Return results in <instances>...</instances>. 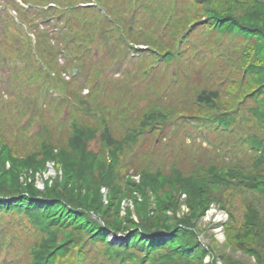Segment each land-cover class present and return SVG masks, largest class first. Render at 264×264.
<instances>
[{"label": "trees", "instance_id": "16d2710c", "mask_svg": "<svg viewBox=\"0 0 264 264\" xmlns=\"http://www.w3.org/2000/svg\"><path fill=\"white\" fill-rule=\"evenodd\" d=\"M21 1L29 7L13 0L10 7L17 10L27 33L9 15L11 23L0 29L7 33L11 26L12 41L25 43L16 52L35 49L29 45L31 35L44 52H33L31 59L13 53L25 67L19 69L15 56L12 76L22 71L31 78L47 76V86L62 92L54 108H67L64 122L56 125L68 130L62 131L60 144L42 140L39 150L16 154L9 143L13 140L0 125V215L13 214L14 223L32 227L41 236L28 248L26 263L54 264L56 257L74 256L77 245L99 243L119 264H214L218 259L222 264H242L232 261L226 250L264 264V0H95L104 15L97 7L82 6L91 0ZM130 13L131 28L126 17ZM51 22L58 32L51 30ZM198 26L202 37L190 42L186 35ZM109 39L114 45H144L156 65L143 57L136 68L120 58L119 64L125 63L121 70L117 67L110 74L100 68L93 71L96 78L93 65L87 63L95 56L91 46L109 47ZM49 43L53 47L47 52ZM60 44L70 49L61 56L62 66L56 48ZM129 63L132 70L126 67ZM161 63L175 70L174 81L158 68ZM71 69L77 75L65 79L62 74ZM80 72L90 76L88 84L86 79L79 82ZM193 77L196 85H184L176 93L170 90ZM84 86L88 93L81 95ZM112 89L117 91L116 101L132 114L130 126L124 123L126 116L113 111L112 117H103L88 105L105 100ZM45 95L35 97L44 107ZM188 97H193L192 103ZM113 119L122 123L123 140L114 136ZM169 125L176 131L160 133L159 141L166 142L164 153L153 149L147 167L121 175L124 148L135 145L142 134H156ZM93 140L97 149L89 148ZM171 146H177L173 158L170 151L165 153ZM190 149V155H182ZM153 158L161 161L155 166ZM180 158L186 169L179 167ZM48 164L57 175L42 180L40 188L35 175L42 178ZM19 176L26 178L20 181ZM215 204L228 214L219 249L198 241L200 221ZM182 205L187 211H181ZM111 234L121 237L114 240ZM207 254L210 262H204ZM70 259L66 264H74Z\"/></svg>", "mask_w": 264, "mask_h": 264}, {"label": "rangeland", "instance_id": "374dc122", "mask_svg": "<svg viewBox=\"0 0 264 264\" xmlns=\"http://www.w3.org/2000/svg\"><path fill=\"white\" fill-rule=\"evenodd\" d=\"M10 1L11 0H0V4L1 6L7 8V6L8 5L10 6L11 4ZM91 1H94V0H91ZM111 1L114 4V1L113 0ZM115 8L116 7H112L111 9H115ZM5 11L0 10V28L2 27L1 22H4L5 25L11 23L8 19L9 12H5ZM12 13L14 14L13 11ZM92 13L93 11H90L89 14H92ZM126 17L128 21V26L129 28H131L132 27L131 23L134 20L133 13L126 15ZM59 25H62V24H59ZM7 27L5 28V32L7 30ZM46 28L49 29V26H47ZM8 31L9 32L4 33L0 29V44H3V45H0V125L3 124L5 126V130L7 134L9 135L10 139L13 140V141H10L9 143H11V145L13 146L12 149L13 151L15 150L14 153L16 154H18V152H20L21 150L23 152L29 151V150H39L42 140L46 142L53 140V141H56L55 142L56 144H58V142L60 144L63 141L62 131H65L66 133L68 131V130H65L64 127H57L59 125L58 124L56 125V123L61 120L64 122V116L66 115L65 112L67 111V108H64V109L54 108V106L57 105L58 102L60 101L59 99H61L60 95L62 94V92L58 88H56L55 93L48 94L46 91L47 81H48L47 76L37 75V77L33 76L31 78L30 76L31 73L24 72V71L20 73L16 72L17 75L12 76L13 74L12 71H15V70L12 69L13 66H10L11 62L15 60L14 58L16 56L13 53H16V54L25 53L26 56H28L29 59H31L33 52H35L36 54L38 53L41 54V52L42 53L44 52V49L37 48V44L35 43V38L33 37V35H31L29 45L31 47L35 46V49L29 50L25 47V51H23L22 49L21 52H16L18 51V49H20L21 44H25V43L22 42L21 44L20 43L18 44L16 42H13L11 26H9ZM200 31L202 30L200 26H198L190 34L186 35V38L190 40V42L194 40L196 41L202 37V35H200ZM111 40L112 39H109L105 43L109 47H106L105 45L101 44L100 48L97 50L96 44L91 46L93 49L91 50L93 51L95 56L87 63L93 65L92 73L94 70H97V69L99 70L100 68L101 70L104 69L105 71H107L106 73H110V71L116 72L113 70L117 67L121 70V68L125 66V63L122 64L123 66L119 64L118 60H120V58H122L123 61L125 60L128 62H133L137 64L136 68L137 66H142V63L144 61L143 57L146 58L147 60H150L151 63L154 60L153 57H148L146 56L145 53H142L141 59H139L141 60L140 62L138 58H134L133 56L128 57L130 56L129 55L130 51L131 50L135 51V50L134 49L129 50L128 49L129 46H121L119 44L114 45L113 40L112 41ZM49 44H48V49H46L47 52H50L53 47V43H49ZM62 47H64V45L62 44L61 46L60 44L56 48L58 49ZM66 48L70 52L69 47L66 46ZM66 48H64L65 52H66ZM57 55L59 59L58 64H60L61 66L64 65V60L62 59V57L59 54ZM16 57L19 58L20 63H21L19 69L24 68L25 65H24V62H22V58H20L19 56H16ZM153 62L155 63V61ZM102 65L104 66L102 67ZM38 67H41V66L38 65ZM126 67L132 70L133 65L132 63H129ZM126 67L124 69H126ZM158 68H161L162 70H164V72L165 71L168 72L170 74L169 79L171 81H174L173 79L176 78L175 76L176 74H174L175 70H173L172 67L167 66L165 64L163 65L161 63V65H159ZM80 74L81 75L77 76V78H79V82H82L83 80L86 79L85 83H87L88 80L90 79V76L89 75L87 76L85 72H80ZM110 74H106V75L110 76ZM67 76H70V75H67ZM93 76H95L94 73H93ZM95 77L99 78L97 76ZM114 77L117 78V75H114ZM114 77H113V80L115 79ZM6 79H8L9 82L5 83L4 81ZM58 81L60 83L59 78H58ZM196 82H197L196 78L193 77L191 82L181 81L180 83L176 84V86H173L170 90L176 93L177 91H182L184 88V85L185 86L187 84L196 85ZM119 83H122V80L119 81ZM187 87H188L187 91H190L191 87L189 86ZM70 90H69V93L72 92V89ZM101 90H102L101 88L98 89L99 92ZM45 92L47 93V96L45 95L44 97V100H45V107H44V106L39 105L38 102H36L35 97L36 96L43 97ZM115 92L117 91L112 89L111 93L107 94L108 98H106L105 100H102V98H104L102 97L100 98L98 102L92 101L88 105L95 107L97 109L96 111L99 114H101L103 117H107V118L108 116L112 117L113 111L115 113L121 114L122 116H126L127 120L124 123L130 126L131 122L129 119L131 116L129 115H132V114H130L127 111L125 106L122 105V102L116 101L117 99L115 96L117 94ZM84 93L86 92L82 91L81 89L80 94L82 95ZM89 93H91V90ZM90 98L94 99L93 96ZM192 98L193 97L189 99L188 97L189 99L188 102H191L193 100ZM37 106L40 108L38 109ZM57 110L59 111L57 112ZM54 113H56L57 120L54 119ZM3 117H5L6 122L3 120ZM13 117H15V119L12 121ZM135 117L136 115H134L132 120H134ZM115 119L112 120V122L110 123V126L113 127V133H114L115 138L123 140L126 132L124 131L122 127V123ZM1 121H3L4 123H2ZM16 122H17V125L20 126V129H21L20 132L15 131ZM61 124L64 125L63 123H60V125ZM42 127H44L45 129L47 128V130L43 131ZM163 131H166V134H169V132L176 131V128L174 125H169L167 129H164L163 127V129H161V131L158 130L156 134L155 133L154 134H150V133L142 134L139 137V139H137V142L135 143V145H133L131 148L130 147L124 148V151L120 155L121 164L119 163L120 167L118 168L121 175L125 176L126 173L132 174L134 173V171H136L137 168L141 169L144 166L147 167L150 161L148 160L150 159L149 153L153 149L154 150H157V148H159V150L162 149V153H164L163 148L166 142L163 140L161 142L159 141L161 139L160 133ZM14 132H16L15 135H13ZM48 133H51V137L47 135ZM17 135H18V138L14 139V137H16ZM65 135L67 137V134ZM15 140H18V141H15ZM96 141L97 140H93L91 142V144L89 145L90 149L98 148ZM176 148L177 146H171L170 148H168L167 151H165V153L170 151L172 153L170 155V158H173L174 155L177 153V151H174L173 149H176ZM193 151L194 149L187 150L184 153H182V155H185V154L190 155V153H192ZM153 159H154V162H152V164L155 166L158 164L159 161H161V160L157 161L155 158ZM182 160L183 159L180 158V160L177 163L179 165L182 164ZM186 163L190 164V161H187ZM179 167L186 169L188 166L184 167L183 165H180ZM56 175H57L56 170L52 167L51 164H48L47 172L43 174L42 178H40V176L37 174L35 175V177L37 178L36 185L42 188L43 187L41 186L43 185L42 180L49 178V176H56ZM19 177H20L19 179L20 181H22L23 178H26L25 176H19ZM105 192L106 191L103 190L104 194ZM181 211H184V212L187 211L184 205L181 206ZM238 214L239 213L236 212L237 218H238ZM12 215L13 214L0 215V264H27L26 262L29 261V256H30V253L28 252V248L31 247L30 245H32V243L40 242L38 240L40 239L41 236L39 237L35 233V231L32 229V227L31 228L29 227L27 230L26 228L18 226L19 223H14V220H12V217H11ZM227 219H228L227 212L219 210L216 204L212 205V207L207 209L206 214L200 221V225H201L200 228H202L201 233L198 236V241L200 242V244L203 246H207V245L213 246L215 249L221 248V246L224 245L223 242L225 240V232L222 228V225H224L227 222ZM27 224L29 223L27 222ZM13 235L16 236V239L12 238ZM7 236L9 237V239L12 240V242H8V243L6 242L5 237ZM105 250L107 249H104L103 246L99 243L98 244L96 243L95 246H90V245L78 246L77 245L74 248V252H75L74 256L68 255L63 258L56 257V260L57 259L58 260L54 264H66L67 262L66 258H69V257H71L70 260H74V264H119L117 260L111 261V259L108 258L109 252L107 251L108 253L106 254ZM225 252L226 254L230 255L232 261L233 260H236L238 262L241 261L242 264H255L254 259L251 256L248 257L247 255H244V253H241L240 251L226 250ZM115 258L117 259V257ZM210 260L212 259L210 255L207 254L204 259V262L206 261L210 262ZM214 264H222V262L218 259L217 261H215Z\"/></svg>", "mask_w": 264, "mask_h": 264}, {"label": "water", "instance_id": "95a60500", "mask_svg": "<svg viewBox=\"0 0 264 264\" xmlns=\"http://www.w3.org/2000/svg\"><path fill=\"white\" fill-rule=\"evenodd\" d=\"M118 238H120V236H117Z\"/></svg>", "mask_w": 264, "mask_h": 264}]
</instances>
